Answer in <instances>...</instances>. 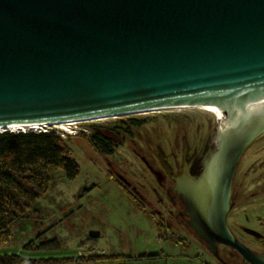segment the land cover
<instances>
[{"label":"water","instance_id":"1","mask_svg":"<svg viewBox=\"0 0 264 264\" xmlns=\"http://www.w3.org/2000/svg\"><path fill=\"white\" fill-rule=\"evenodd\" d=\"M198 106L214 153L193 227L264 264L226 224L235 167L264 134V0H0L1 129Z\"/></svg>","mask_w":264,"mask_h":264},{"label":"rangeland","instance_id":"2","mask_svg":"<svg viewBox=\"0 0 264 264\" xmlns=\"http://www.w3.org/2000/svg\"><path fill=\"white\" fill-rule=\"evenodd\" d=\"M214 124L212 114L188 108L78 122L71 124L68 133H63L58 126L44 128L67 140L79 166V174L75 179L67 180L61 171L51 173L48 191L34 202L27 219L13 224L9 242L0 245V255L70 257L77 264H158L159 261L150 257L157 247L156 252L163 247L157 231L156 239H153L155 229L149 230L154 225L151 221L156 218L117 182L112 169L123 173L134 167L132 146L143 151L148 146L156 147V150L159 147L168 156L172 151L179 156L184 143L189 147L206 142L210 145L209 132ZM95 133L108 139L107 144L112 149L110 155L105 157L91 142ZM256 160H264V136L255 139L246 150L242 167ZM250 180L252 183L264 181V176H259V171L252 172L245 179L247 185ZM252 189L254 192L255 188ZM91 231L98 232L99 236L89 241ZM41 234H44L43 241L56 239L59 250H35L40 243L37 236ZM31 240L32 248L26 246ZM197 252L192 245L182 250L169 248L165 250L168 257L164 260L167 264H203V259L194 258ZM112 255L123 257L118 260L119 257ZM92 256L105 259L79 261L80 257ZM137 256H143V260ZM164 260L159 264H164Z\"/></svg>","mask_w":264,"mask_h":264},{"label":"flooded vegetation","instance_id":"3","mask_svg":"<svg viewBox=\"0 0 264 264\" xmlns=\"http://www.w3.org/2000/svg\"><path fill=\"white\" fill-rule=\"evenodd\" d=\"M262 136L264 134L256 139ZM252 144L243 152L233 173L226 224L232 235L252 253L264 255V181L252 183L250 180L248 185L245 181L252 172L259 171V176H264V160H256L242 167L244 154ZM132 147L130 151L134 154V167L123 173L112 169V173L138 204L144 205L156 218V221H151L154 225L149 230L155 229L153 239H156L157 231L163 247H159V252H156L157 247L150 257L159 261V264L168 257L164 254L165 250H182L192 245L198 251L194 258L203 259V264H250L239 251L222 243H217L216 254L213 253L193 227L201 225L200 221L193 224V217L202 215L194 207L191 191L201 182L209 151L214 153L209 143L192 147L184 143L179 156L174 151L168 156L159 147L156 150V147L153 149L148 146L145 151ZM110 153L103 155L106 157ZM213 163L216 164V159ZM252 188H255L254 192ZM248 225H257L259 228ZM118 257L120 260L123 256ZM142 257L137 256L139 260H143ZM164 264H167L166 260Z\"/></svg>","mask_w":264,"mask_h":264},{"label":"trees","instance_id":"4","mask_svg":"<svg viewBox=\"0 0 264 264\" xmlns=\"http://www.w3.org/2000/svg\"><path fill=\"white\" fill-rule=\"evenodd\" d=\"M107 140L101 133H95L91 138V142L103 154L110 153ZM71 152L67 140L54 131L0 132V245L9 242L13 224L17 220L27 219L34 202L48 191L51 173L61 171L67 180L77 177L80 170ZM43 236H37L40 243L35 250H59L56 239L43 241ZM88 240L92 241L90 238ZM33 244L31 240L26 246L31 245L32 248ZM96 258L105 259L103 256H92L86 259L80 257L79 261H93ZM71 261L70 257L0 255V264H68ZM72 264H77V261Z\"/></svg>","mask_w":264,"mask_h":264},{"label":"bare ground","instance_id":"5","mask_svg":"<svg viewBox=\"0 0 264 264\" xmlns=\"http://www.w3.org/2000/svg\"><path fill=\"white\" fill-rule=\"evenodd\" d=\"M195 109V110H201V111H204V112H208L210 114L213 115V112H211L209 109L207 108H204V107H201V106H198V107H176V108H161V109H158V110H150V111H147V112H157V111H165V110H171V109ZM146 111H142V112H137V113H147ZM113 117V116H111ZM106 118H110V117H102V118H94V119H86V120H78V121H70V122H67V123H78V122H87V121H95V120H102V119H106ZM59 124H63V123H59ZM45 126H47L46 124H38V125H28V126H13V127H7L6 130H3L0 128V132L2 131H10V132H18V131H29V130H32V131H38L40 129H43Z\"/></svg>","mask_w":264,"mask_h":264},{"label":"built area","instance_id":"6","mask_svg":"<svg viewBox=\"0 0 264 264\" xmlns=\"http://www.w3.org/2000/svg\"><path fill=\"white\" fill-rule=\"evenodd\" d=\"M75 125V123H72V126ZM53 126H58L57 128L62 130L63 133L66 132H70L69 129L71 128V123H63V124H55ZM68 128V129H67ZM38 131H46L44 128L43 129H40Z\"/></svg>","mask_w":264,"mask_h":264}]
</instances>
